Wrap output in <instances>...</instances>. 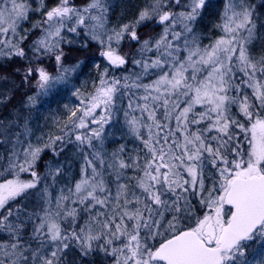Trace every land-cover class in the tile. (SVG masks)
Here are the masks:
<instances>
[{"label":"snow or ice","instance_id":"snow-or-ice-1","mask_svg":"<svg viewBox=\"0 0 264 264\" xmlns=\"http://www.w3.org/2000/svg\"><path fill=\"white\" fill-rule=\"evenodd\" d=\"M209 7L143 0L114 25L108 0H0V69L23 64L0 75V264H264V12ZM91 45L105 67L44 131L82 63L65 47Z\"/></svg>","mask_w":264,"mask_h":264},{"label":"trees","instance_id":"trees-1","mask_svg":"<svg viewBox=\"0 0 264 264\" xmlns=\"http://www.w3.org/2000/svg\"><path fill=\"white\" fill-rule=\"evenodd\" d=\"M77 2L80 3L82 2V0H77ZM142 2L143 0H108V4L110 5L109 8L110 23L115 25V24L128 22L135 16L137 8L140 4H142ZM210 3H211V7L207 8V15L205 17V24L207 25H211V23L218 18V14L222 11L224 0H210ZM254 3L257 6L258 12H264V8H260L261 0H254ZM202 29H203V25H202ZM159 30L160 29L157 27L148 26L140 29L139 34L144 38H148L149 36L154 35ZM205 32H206V38L204 40V43H208L209 42L208 37L215 35V32L210 29H206ZM133 50H134V46L130 48L128 47L127 43H125L124 51L131 52ZM98 51L99 50L95 45H91L88 49H80L76 46L65 47L66 63H68L69 65H74L79 62H82L80 68L77 69V73L73 74L70 77V83L68 87L73 84H79L82 86L85 85L84 82L86 83L88 81L95 79L98 71L95 65L98 63L101 69L105 67V65H103V62L105 61L98 55ZM21 67H23L22 62L17 61L12 65L0 69V75L9 76L10 74L15 73L16 68H21ZM53 72H55V70ZM10 79L14 80L17 84H19L20 76L11 75ZM12 86L13 85L11 83L5 84L3 81H0V92L5 91L7 88H10ZM83 90L84 88L82 87V91ZM22 91H30V90L24 89ZM21 98H22V92H17L16 100H14L13 103H16ZM75 101L76 104H78V100L76 99ZM49 103L54 104L51 102L50 99H45L43 102V106L42 107L38 106L37 110L34 112V115L38 119L41 109L46 104ZM67 158L71 166V179H77L78 178L77 173L79 171L80 161L74 159L71 153H68ZM59 159L61 161H64L65 155H61ZM52 160H53V156L50 152L44 154V156L42 157V161H52ZM44 171L45 169L42 167V164H38L37 172L42 175Z\"/></svg>","mask_w":264,"mask_h":264},{"label":"rangeland","instance_id":"rangeland-1","mask_svg":"<svg viewBox=\"0 0 264 264\" xmlns=\"http://www.w3.org/2000/svg\"><path fill=\"white\" fill-rule=\"evenodd\" d=\"M106 62H103V65H105ZM46 66L48 67L49 71H54L55 66H54V61H47L46 62ZM85 84V82H84ZM74 88H81L82 86L79 84H73L69 87H67L66 89H64L63 91L60 92V94L57 96L56 98V103L54 104H46L40 111L39 113V123L41 124L42 128L44 131H48L49 128H51V130L53 132H55V128L51 126V119L50 117L52 116L53 112H55L56 115L63 117L64 115V109H63V104H69L71 105H75L76 104V97L74 95H72V92L74 91ZM45 118H49L47 120V124L48 127H44L45 125ZM112 133L116 136L119 137L120 136V130H119V125L116 128L112 129ZM68 179H71V173L68 177Z\"/></svg>","mask_w":264,"mask_h":264}]
</instances>
